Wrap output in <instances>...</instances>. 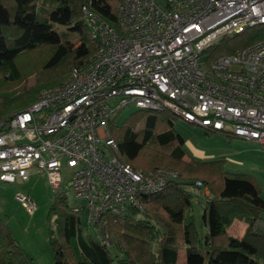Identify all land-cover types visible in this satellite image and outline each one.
<instances>
[{"label":"built area","instance_id":"1","mask_svg":"<svg viewBox=\"0 0 264 264\" xmlns=\"http://www.w3.org/2000/svg\"><path fill=\"white\" fill-rule=\"evenodd\" d=\"M115 11L117 28L83 6L93 55L0 120V181L25 183L33 170L67 195L64 164L78 200L70 210L90 226L104 214L141 208V197L178 175L133 169L120 155L108 123L126 107L168 110L264 152V37L230 55L203 54L224 36L264 26V0H117ZM17 199L33 214L30 197Z\"/></svg>","mask_w":264,"mask_h":264},{"label":"trees","instance_id":"2","mask_svg":"<svg viewBox=\"0 0 264 264\" xmlns=\"http://www.w3.org/2000/svg\"><path fill=\"white\" fill-rule=\"evenodd\" d=\"M116 5L117 0H0V120L26 109L40 90L61 83L93 55L96 44L82 19L83 6L117 28ZM56 25L76 33L78 44H70ZM263 37L264 26L249 28L222 37L203 54L207 60L230 55ZM115 118L109 135L133 169H174L177 178L141 197V208L104 214L92 226L71 212L64 192L55 193L47 216L52 264H180L181 252V264H264V199L251 174L226 171L223 159L186 160L184 139L168 110L137 109L120 124ZM196 182L209 193L203 195ZM194 194L203 197L201 238L187 216ZM235 221L245 224L240 237L229 232ZM0 264H32L1 218Z\"/></svg>","mask_w":264,"mask_h":264},{"label":"rangeland","instance_id":"3","mask_svg":"<svg viewBox=\"0 0 264 264\" xmlns=\"http://www.w3.org/2000/svg\"><path fill=\"white\" fill-rule=\"evenodd\" d=\"M55 29L66 33V40L70 44L75 46L78 44L76 33L59 25H56ZM68 76L69 74L66 78ZM32 82L33 76L30 77L28 84H32ZM114 101L115 99L111 101L112 104ZM135 110L133 107H126L119 111L115 116L116 124H120ZM173 128L183 137L188 157L199 159L205 154H213L216 159L225 161L224 168L228 172L251 173L253 171L264 196V153L258 145L240 138H229L220 133L209 132L200 126L187 123L175 115ZM29 172L30 177L25 183L0 181V218L7 224L24 253L31 258L32 264H52L53 254L48 244L47 216L55 193L50 188L45 175L36 174L33 170H29ZM70 175L71 169L62 164L61 177L63 187L68 190L66 197L69 207L78 202L70 193ZM17 194L27 195L34 201L36 209L33 214H29L21 205ZM202 203L203 197L194 194L191 199V209L187 212V216L192 217L200 238L205 233V227L201 224ZM180 255L181 264L183 252Z\"/></svg>","mask_w":264,"mask_h":264},{"label":"crops","instance_id":"4","mask_svg":"<svg viewBox=\"0 0 264 264\" xmlns=\"http://www.w3.org/2000/svg\"><path fill=\"white\" fill-rule=\"evenodd\" d=\"M230 138V137H229ZM251 142V141H250ZM254 143V142H253ZM256 144V143H254ZM257 145V144H256ZM259 146V145H258ZM260 147V146H259ZM184 148H185V141H184ZM186 150V148H185ZM263 152V151H262ZM264 153V152H263ZM197 158H198V155H196ZM185 159L186 160H189V159H194V160H199V161H209V160H215L216 157L215 155L211 154V155H208V154H205V156H202V157H199V159H196V158H191V157H188L187 156V150H186V156H185ZM219 159V158H217ZM243 173V172H242ZM248 174H251L255 181L257 182V184L259 185L260 187V190H261V197L264 199V196H263V190L261 188V185L260 183H258L257 179H256V176H255V173L253 171H251V173H248ZM209 193V190L208 188L206 187V191L204 192V190L202 189V194L203 195H207ZM245 228V224L241 221H235L230 227H229V232L231 233V235L233 236H236V237H240L241 234L243 233V230Z\"/></svg>","mask_w":264,"mask_h":264}]
</instances>
